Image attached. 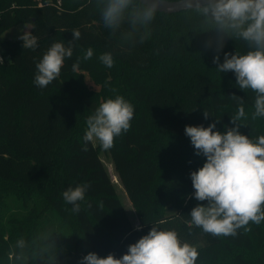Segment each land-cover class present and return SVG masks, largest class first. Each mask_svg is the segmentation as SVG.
Returning a JSON list of instances; mask_svg holds the SVG:
<instances>
[{
    "label": "trees",
    "instance_id": "obj_1",
    "mask_svg": "<svg viewBox=\"0 0 264 264\" xmlns=\"http://www.w3.org/2000/svg\"><path fill=\"white\" fill-rule=\"evenodd\" d=\"M97 5L98 0H0V264L66 258L79 264L90 252L120 258L153 225L174 229L195 246L196 264H264V221L250 222L236 236H213L189 223L191 209L207 204L194 198L190 178L206 158L195 154L185 126L219 120L214 131L234 127L235 95L244 99L246 113L239 131L253 141L264 135V117L251 118L255 93L241 90L233 72L221 73L213 64L221 34L195 9L158 11L141 43V33H129L127 24L116 32L105 27ZM23 23L37 37L35 50L4 36ZM73 30L81 33L73 56L56 80L38 87L36 63L54 42L67 47ZM223 42L221 63L225 52L251 50L237 37ZM90 47L93 56L85 60ZM104 53L112 54V68L100 61ZM117 95L133 105L134 115L109 152L138 226L101 159L102 147L83 139L87 117ZM83 184L90 187L78 202L80 211L73 212L62 194Z\"/></svg>",
    "mask_w": 264,
    "mask_h": 264
},
{
    "label": "clouds",
    "instance_id": "obj_2",
    "mask_svg": "<svg viewBox=\"0 0 264 264\" xmlns=\"http://www.w3.org/2000/svg\"><path fill=\"white\" fill-rule=\"evenodd\" d=\"M182 5L186 10L195 9L214 25L212 30L221 34L213 64L221 73L233 72L241 90L250 89L255 93L251 118L264 117V0H182ZM97 6L102 11L105 27L116 32L127 24L129 33H141L143 43L161 3L160 0H98ZM21 32L18 39L23 41L22 48L35 50L37 37L31 31L22 29ZM72 34L73 40L67 47L63 42H54L36 63L34 83L38 87L45 88L56 80L65 59L73 56V42L80 39L81 33L73 30ZM225 36L242 39L251 50L244 55L225 52L221 63L219 52L224 47ZM92 56L90 47L84 59ZM99 59L108 68L113 67L111 53H104ZM3 63L0 56V64ZM72 67L75 71L78 64ZM231 98L238 105L237 113L231 117L234 127L225 132L214 131L219 120L207 127L185 126V135L190 138L195 154L206 158L202 167L190 173V178L194 198L207 204L198 203L191 209L189 223L213 236H236L238 229L249 230L246 226L250 222L259 225L264 221V135L253 141L239 131L243 125L241 118H246L244 99L235 95ZM133 115V105L123 96L103 101L94 114L87 117L84 141H99L103 150L111 149L114 139L130 129ZM203 115L208 119L207 112ZM84 150L87 151V147ZM89 187L83 184L63 192V199L73 206V212L80 211L78 202L84 200ZM19 245L22 247L23 241ZM198 257L197 248L181 241L176 230L153 225L146 235L128 246L122 257L116 258L111 253L100 257L90 252L79 264H196Z\"/></svg>",
    "mask_w": 264,
    "mask_h": 264
},
{
    "label": "rangeland",
    "instance_id": "obj_3",
    "mask_svg": "<svg viewBox=\"0 0 264 264\" xmlns=\"http://www.w3.org/2000/svg\"><path fill=\"white\" fill-rule=\"evenodd\" d=\"M27 29H26V28ZM30 24H19L9 30H7L5 33H4V36L5 37H8V38H18L22 32L21 30L23 29L24 31H30ZM89 79V78H88ZM89 85H91L92 87H94V85L90 82V80L88 81ZM93 143L98 146L99 145V141H93ZM100 156H101V159L103 161V163L105 164L110 176L112 177V180L114 181V183L116 184V188H117V191H118V194L122 200V202L124 203V206H125V209H126V212L128 213L130 219L132 220V222L134 223L135 226H138L139 222H138V218H137V215H136V212H135V208L125 190V188L123 187V185L121 184L119 178H118V175H117V170L115 168V164L113 162V159L110 155V152L109 150H101L100 151ZM15 203H13L14 205ZM47 264H68V260L67 258L66 259H63L61 260L59 263L57 262H49Z\"/></svg>",
    "mask_w": 264,
    "mask_h": 264
},
{
    "label": "water",
    "instance_id": "obj_4",
    "mask_svg": "<svg viewBox=\"0 0 264 264\" xmlns=\"http://www.w3.org/2000/svg\"><path fill=\"white\" fill-rule=\"evenodd\" d=\"M161 8L159 12L165 13H176L184 9L182 5V0H160Z\"/></svg>",
    "mask_w": 264,
    "mask_h": 264
}]
</instances>
